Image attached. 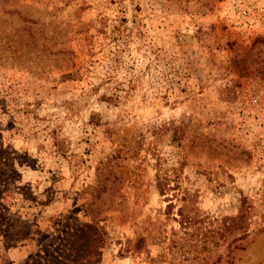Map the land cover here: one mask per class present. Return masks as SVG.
<instances>
[{
	"label": "rangeland",
	"instance_id": "obj_1",
	"mask_svg": "<svg viewBox=\"0 0 264 264\" xmlns=\"http://www.w3.org/2000/svg\"><path fill=\"white\" fill-rule=\"evenodd\" d=\"M0 264H264V0H0Z\"/></svg>",
	"mask_w": 264,
	"mask_h": 264
},
{
	"label": "trees",
	"instance_id": "obj_2",
	"mask_svg": "<svg viewBox=\"0 0 264 264\" xmlns=\"http://www.w3.org/2000/svg\"><path fill=\"white\" fill-rule=\"evenodd\" d=\"M155 188L157 189L158 193H161L165 188L163 182L158 176L155 177Z\"/></svg>",
	"mask_w": 264,
	"mask_h": 264
}]
</instances>
